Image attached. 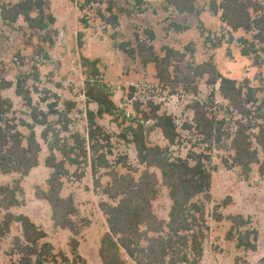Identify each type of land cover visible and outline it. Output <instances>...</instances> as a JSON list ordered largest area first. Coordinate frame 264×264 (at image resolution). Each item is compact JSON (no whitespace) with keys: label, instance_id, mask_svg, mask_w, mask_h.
I'll list each match as a JSON object with an SVG mask.
<instances>
[{"label":"rangeland","instance_id":"obj_1","mask_svg":"<svg viewBox=\"0 0 264 264\" xmlns=\"http://www.w3.org/2000/svg\"><path fill=\"white\" fill-rule=\"evenodd\" d=\"M15 1L18 0H0V5ZM77 1L46 0L47 12L55 20L43 30L30 27L22 16L9 23L0 16V77L13 82L12 87L2 91L13 102L9 117L22 133L28 134L24 124H33L32 116H39V109L47 111L52 106L59 114L49 115V119L58 122L59 138L71 144L73 133L86 136L87 111L97 109L85 95L86 82L102 84L118 108L114 115L97 118L109 136L108 143L103 141V144L109 150L106 155L111 165L124 171L122 164L117 162L126 156L128 164L137 170L143 168L127 135V127L140 119L148 143L167 147L169 156L184 158L189 153L208 156L206 165L212 172L211 201L206 203L208 229L199 264H264V178L259 176L256 166L247 179L238 167H226L222 158L228 159L232 153L229 141L224 139L214 145L204 143L189 127L193 124L190 106L195 100L209 105L213 102L212 110L217 116L229 115L226 101L217 87L211 97L212 87L206 83L207 75H193L192 68L198 64L211 61L223 76L237 82L249 80L250 85L264 90V62L256 66L252 58L240 53L238 39L241 36L251 38V33L227 28L219 14L210 10L209 0H196L197 12L192 14L165 8L163 0H103L83 8L79 4L83 0ZM110 5L112 11H108ZM111 14L118 16L115 26L108 20ZM176 23L187 29L176 30L173 26ZM138 39L151 44L160 55L166 47L183 55L178 63L173 58L171 82L161 83L153 64L143 65L136 54L126 53L125 50L134 47ZM85 58L89 63H84ZM176 65L190 81H177L174 87ZM17 80L22 83L25 95L28 91L31 105L16 94ZM67 102L74 105L68 109ZM154 107L160 114L170 115L175 122L178 135L173 143H168L154 120L143 119L142 111L149 112ZM231 122L226 126H231ZM42 129L43 126L35 125L38 139ZM48 154V146L42 141L39 163L28 175L0 173L1 184L18 183L20 188L17 197L22 204L9 211L15 215L26 214L43 229L46 232L44 241L52 244L56 254L62 253L72 259L73 253H77L87 264H101L98 250L107 223L99 202L106 197L95 185L88 165H81L79 171L84 175L79 179L74 173L77 167L70 166V174L63 178L61 194L73 197L77 207L75 220L80 230L73 234L56 227L51 220L50 205L36 196L38 187L45 189L47 186L51 170L45 165ZM151 170L157 173L159 181L153 210L159 218L167 220L171 205L168 189L162 183L159 170ZM100 172L99 180L106 184L109 176L103 169ZM228 196L229 203L222 205ZM5 213L6 210L0 208V221ZM214 214L222 215V219L217 220ZM235 214L248 219V229L257 230L255 250L238 247L237 235L228 238L232 223L227 217ZM20 235L21 228L16 222L11 224L9 232L0 229V264H21L20 255L13 248L14 238ZM46 264L63 262L58 257L57 263L47 261Z\"/></svg>","mask_w":264,"mask_h":264},{"label":"trees","instance_id":"obj_2","mask_svg":"<svg viewBox=\"0 0 264 264\" xmlns=\"http://www.w3.org/2000/svg\"><path fill=\"white\" fill-rule=\"evenodd\" d=\"M78 3L77 0H70ZM103 0H83L80 8L92 2ZM165 8L172 7L179 13H196V0H163ZM46 0H18L0 5L1 19L15 22L20 16L30 27L46 29L55 18L47 12ZM210 10L219 14L220 21L230 30H242L251 33V38L241 36L240 53L253 59V64L262 66L264 62V0H209ZM112 11V6L108 7ZM108 20L113 26L118 24L117 14H111ZM178 31L187 29L181 24H173ZM153 38V34L151 33ZM123 50V45H120ZM130 56L137 55L143 65L153 64L156 78L161 83L172 80L173 58L178 62L183 55L171 48H164V54L156 53L153 46L143 40H136V45L125 50ZM89 63L88 59H83ZM94 63V62H93ZM193 75H207L206 83L212 87L211 97L217 91L226 101L227 116H217L212 110L214 103L195 100L191 104L193 111L192 127L202 142L210 145L229 141L230 156L222 158L226 167H238L241 175L248 178L254 167L260 177L264 178V90L250 85L249 80L237 82L218 72L211 61L203 62L192 68ZM175 87L177 81H188L178 66H175ZM180 78V79H179ZM190 81V80H189ZM13 82L0 77V173H16L28 175L39 163L42 141L48 146L49 154L45 165L50 168L46 180V188L36 190L39 199L48 202L51 208V220L61 229L77 234L80 230L75 216L77 207L71 195L62 196L63 178L70 174L69 167L74 166V173L79 179L84 172L79 171L82 164L88 165L94 177V183L100 187L106 200L99 202V207L107 223L99 245L101 264H199L203 253V241L207 225L206 203L211 201L212 172L206 165L208 156L189 153L186 157L168 155V148L150 145L144 134L141 119L127 127V135L136 150L137 161L143 166L137 170L126 161V156L118 160L124 171H120L109 163L104 142L109 136L97 122L104 115H114L117 106L111 94L100 83L86 82L85 95L90 102L97 105L96 111H87V133L79 132L71 135V144L59 138L58 122L49 119V115L57 114L52 106L47 111L38 110L39 116H32L33 124H24L28 134L19 129L18 124L9 117L13 102L2 91L12 87ZM23 85L17 80L15 91L29 105L31 98L23 93ZM70 109L73 103L67 102ZM36 109V108H34ZM154 107L149 112L142 111L144 120H154L168 143L177 137L176 125L170 115L160 114ZM59 114V113H58ZM57 114V115H58ZM229 121L231 126H226ZM35 125L43 126L38 139ZM65 129V127H64ZM41 140V141H40ZM62 142V143H61ZM78 150V152H76ZM158 169L162 183L168 189L171 201L168 219L159 218L153 210V201L159 192ZM101 169L109 176L106 184H101ZM18 183H0V208L6 210L0 221V229L9 232L11 224L20 225L21 235L13 241L14 250L20 255L21 264H46L47 261L63 264H87L81 256L73 253V258L54 252L52 244L44 241L46 232L37 226L26 214L17 215L10 208L22 204L18 199ZM230 201L228 196L222 205ZM217 220L222 215L214 214ZM231 227L228 238L237 235V246L245 249H256L257 230L248 229V219L240 214L229 215ZM2 226V228H1ZM250 235L252 237L250 238Z\"/></svg>","mask_w":264,"mask_h":264}]
</instances>
